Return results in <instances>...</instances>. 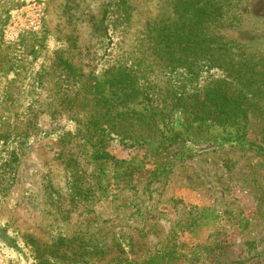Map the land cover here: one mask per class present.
Segmentation results:
<instances>
[{
	"label": "rangeland",
	"instance_id": "1",
	"mask_svg": "<svg viewBox=\"0 0 264 264\" xmlns=\"http://www.w3.org/2000/svg\"><path fill=\"white\" fill-rule=\"evenodd\" d=\"M0 264H264V0H0Z\"/></svg>",
	"mask_w": 264,
	"mask_h": 264
},
{
	"label": "trees",
	"instance_id": "2",
	"mask_svg": "<svg viewBox=\"0 0 264 264\" xmlns=\"http://www.w3.org/2000/svg\"><path fill=\"white\" fill-rule=\"evenodd\" d=\"M201 24V21L199 22V25ZM202 27V25L200 26ZM157 37V34H155L152 38H153V46H151L152 48V52L155 54L154 55V58L157 62L159 61L160 58L163 57V53H162V49L163 47H161L159 45L158 42L155 41ZM197 54V52H195ZM213 55H215L216 53H212ZM181 60H183L181 58ZM181 64L183 65L184 63L181 62ZM176 65H179L178 63H176ZM130 73H126L127 76H130L129 75ZM133 77V76H132ZM111 85V84H110ZM113 86V90L111 92L114 93L113 96H116L115 99H110L111 101V104L112 102H114V105H112V107L114 108V115L118 118H123V116H128V117H132V118H135L136 120L137 119H140L138 122H141V123H136L135 125H133L132 123L133 122H137V121H133V120H130V121H126V120H120L119 124L121 126H128L130 130H133L134 128L137 129V132L136 134L140 135V136H143V138H153V137H158L160 136L161 139H165L167 137V135H164L162 133V131L160 130V128L157 126V121L158 119L156 118L155 119V115H157L158 113V110L156 108H136V104L130 106V113L128 115L127 114V111L126 110H123L120 108V103L118 102L119 98L117 96H119V92H116V90H118L119 86L118 85H112ZM127 87V86H126ZM129 88V94H128V97H127V102L128 104L129 103H134L135 100L138 98L139 94L141 93V90L138 88L136 82H135V77L132 78V83L128 86ZM197 95H199L198 93H196ZM107 98H109L107 96ZM110 104V105H111ZM180 104V103H179ZM178 104V106H179ZM145 106H151V105H145ZM187 105H180L181 108H179V119H181V129H178L174 132V134H172V136H177L178 134L182 133L185 134L186 132H184L185 130L184 129H189L191 130L190 131V134L192 133L193 135L195 136H203L202 134L204 135H208L209 132V128H212V126L214 125H220L222 126V124H224L226 122V120H231L228 121L229 122V125H232V126H237V116L233 113H231L230 111V108H223L222 107L220 109H217V113L214 114L213 116H207V115H200L199 118H196L195 120L193 119V121H197V120H202L204 122H206L204 125H201L203 124L204 122H199L197 124H190L189 122V118L188 117H192V114L190 113V109H188V106L186 107ZM202 128V129H200ZM224 132V130H223ZM118 133V131L116 132ZM134 133V131H133ZM125 139H130L132 140L134 137V135H128V134H124L122 133L121 134ZM218 136H221L220 133H218ZM144 139V140H145Z\"/></svg>",
	"mask_w": 264,
	"mask_h": 264
}]
</instances>
